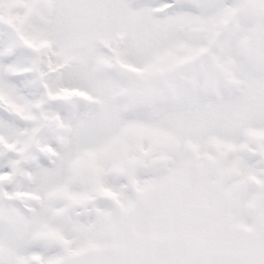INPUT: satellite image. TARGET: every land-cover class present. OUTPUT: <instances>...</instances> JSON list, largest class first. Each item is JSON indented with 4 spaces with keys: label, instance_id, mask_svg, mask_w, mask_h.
I'll use <instances>...</instances> for the list:
<instances>
[{
    "label": "snow or ice",
    "instance_id": "1",
    "mask_svg": "<svg viewBox=\"0 0 264 264\" xmlns=\"http://www.w3.org/2000/svg\"><path fill=\"white\" fill-rule=\"evenodd\" d=\"M0 264H264V0H0Z\"/></svg>",
    "mask_w": 264,
    "mask_h": 264
}]
</instances>
